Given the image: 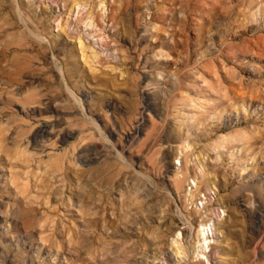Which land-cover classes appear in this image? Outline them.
I'll return each instance as SVG.
<instances>
[{"label":"rangeland","instance_id":"1","mask_svg":"<svg viewBox=\"0 0 264 264\" xmlns=\"http://www.w3.org/2000/svg\"><path fill=\"white\" fill-rule=\"evenodd\" d=\"M0 264H264V0H0Z\"/></svg>","mask_w":264,"mask_h":264},{"label":"bare ground","instance_id":"2","mask_svg":"<svg viewBox=\"0 0 264 264\" xmlns=\"http://www.w3.org/2000/svg\"><path fill=\"white\" fill-rule=\"evenodd\" d=\"M203 227V226H202Z\"/></svg>","mask_w":264,"mask_h":264}]
</instances>
